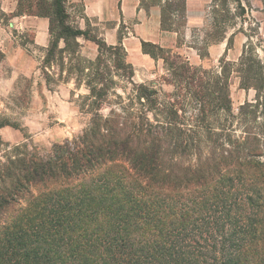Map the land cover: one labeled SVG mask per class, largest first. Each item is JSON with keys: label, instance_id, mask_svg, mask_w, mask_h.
Listing matches in <instances>:
<instances>
[{"label": "trees", "instance_id": "1", "mask_svg": "<svg viewBox=\"0 0 264 264\" xmlns=\"http://www.w3.org/2000/svg\"><path fill=\"white\" fill-rule=\"evenodd\" d=\"M17 1V16L49 19L47 87L86 89L90 118L50 154L0 143V264H264V62L253 46L235 72L255 99L235 113L226 59L218 73L142 42L164 63L165 93L137 84L122 35L113 46L89 21L81 29L68 0ZM145 1L180 34L186 0ZM80 39L98 47L94 60Z\"/></svg>", "mask_w": 264, "mask_h": 264}, {"label": "rangeland", "instance_id": "2", "mask_svg": "<svg viewBox=\"0 0 264 264\" xmlns=\"http://www.w3.org/2000/svg\"><path fill=\"white\" fill-rule=\"evenodd\" d=\"M71 8L72 19L80 25L81 7ZM186 25L177 26L181 43L186 41ZM218 37H225L224 42L213 43ZM13 40L15 46L23 47L24 54L8 55L0 50V123L9 124L0 128V143L50 154L54 144L72 140L88 126L90 115L79 109L80 97L87 91L84 88L76 90L74 81L58 82L49 89L40 70L46 49L33 46L31 31ZM79 41L82 57L94 60L98 47L84 39ZM187 44L195 52L182 56L193 66L220 73L225 66L223 59L232 64L229 67L230 95L233 110L238 113L241 105L255 99V91L241 88L235 72L244 47L251 44L264 62V0H212ZM206 52L209 58H202L201 54ZM127 61L131 63L128 58ZM134 69L137 84L152 85L165 93L173 91L165 82L168 72L162 60L154 59L151 65ZM103 113L107 115L108 110Z\"/></svg>", "mask_w": 264, "mask_h": 264}, {"label": "crops", "instance_id": "3", "mask_svg": "<svg viewBox=\"0 0 264 264\" xmlns=\"http://www.w3.org/2000/svg\"><path fill=\"white\" fill-rule=\"evenodd\" d=\"M142 0H68V11L71 7H81L80 28H86L89 21L108 45H118L122 35V44L127 58L135 67L149 66L154 59L144 54L142 42L159 45L165 49L189 56L195 50L187 44L195 26L203 20V14L212 0H186L187 25L185 43H181L180 34L165 31L161 26L162 11L160 6L145 9ZM17 0H0V50L4 54H24L23 47L15 46L14 40L20 34L31 31L33 46L46 49L49 44L48 18L34 16H17ZM70 13V11H69ZM86 41V40H84ZM92 43L90 41H86ZM11 45V48L9 46ZM211 47V51H212ZM194 59V58H189Z\"/></svg>", "mask_w": 264, "mask_h": 264}]
</instances>
